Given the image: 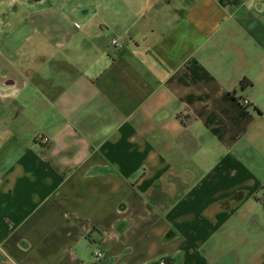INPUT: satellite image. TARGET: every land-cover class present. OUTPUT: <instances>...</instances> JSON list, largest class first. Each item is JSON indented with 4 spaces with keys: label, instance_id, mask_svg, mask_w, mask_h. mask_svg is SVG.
Wrapping results in <instances>:
<instances>
[{
    "label": "crops",
    "instance_id": "1",
    "mask_svg": "<svg viewBox=\"0 0 264 264\" xmlns=\"http://www.w3.org/2000/svg\"><path fill=\"white\" fill-rule=\"evenodd\" d=\"M0 264H264V0H0Z\"/></svg>",
    "mask_w": 264,
    "mask_h": 264
},
{
    "label": "built area",
    "instance_id": "2",
    "mask_svg": "<svg viewBox=\"0 0 264 264\" xmlns=\"http://www.w3.org/2000/svg\"><path fill=\"white\" fill-rule=\"evenodd\" d=\"M112 42L115 43L116 45H118L119 47H122L123 46V44L120 41H118L117 38H113L112 39ZM243 102L244 103H247L248 101L246 99H244ZM95 254H96L97 257H102V256H104V251L101 250V249H99V250H97L95 252Z\"/></svg>",
    "mask_w": 264,
    "mask_h": 264
},
{
    "label": "trees",
    "instance_id": "3",
    "mask_svg": "<svg viewBox=\"0 0 264 264\" xmlns=\"http://www.w3.org/2000/svg\"><path fill=\"white\" fill-rule=\"evenodd\" d=\"M247 82H250L251 83V81L248 78H243L241 80V85L244 86Z\"/></svg>",
    "mask_w": 264,
    "mask_h": 264
}]
</instances>
